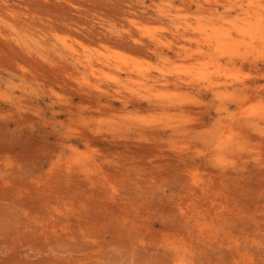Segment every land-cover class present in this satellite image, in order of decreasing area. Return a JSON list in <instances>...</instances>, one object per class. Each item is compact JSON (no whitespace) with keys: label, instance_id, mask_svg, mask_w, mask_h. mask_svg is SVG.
<instances>
[{"label":"rangeland","instance_id":"374dc122","mask_svg":"<svg viewBox=\"0 0 264 264\" xmlns=\"http://www.w3.org/2000/svg\"><path fill=\"white\" fill-rule=\"evenodd\" d=\"M253 13L264 0H0V264L71 238L83 264H264V32L246 47L241 31ZM204 70L212 83L182 80ZM47 228L66 240L44 248L30 232Z\"/></svg>","mask_w":264,"mask_h":264},{"label":"bare ground","instance_id":"6f19581e","mask_svg":"<svg viewBox=\"0 0 264 264\" xmlns=\"http://www.w3.org/2000/svg\"><path fill=\"white\" fill-rule=\"evenodd\" d=\"M25 3V2H24ZM249 27L248 28H246V29H242L241 31H244V33L245 34H247L248 36H249V42H246L245 43V46L246 47H249V45H253V39L255 40V39H258L259 40V36H257V37H255L256 35H258V34H260L261 32H264V17H263V15H260V14H258V13H253V16H252V19L249 21V25H248ZM200 33H202L203 35H204V37L202 38V39H205L207 42H208V40L209 41H212L213 40V38H214V44H215V46H217L218 45V47H219V49H230V51L232 52V53H234V54H238V53H240V49H241V47H240V44H239V42H236L234 39H232V38H229V39H227L229 36L227 35V32H225V31H221L220 33H216V34H213V37H209L210 36V33L209 32H207V29L206 28H201L200 29ZM130 36V35H129ZM128 37V36H127ZM207 37V38H206ZM130 38V37H129ZM224 39H227V40H230V42L229 41H225ZM119 40H121V39H119ZM129 40V39H128ZM133 41V40H132ZM118 42V41H117ZM139 41L138 40H134L133 42H127V44L125 43V45H127L128 46V48L130 47V48H133V49H139V50H143L144 48H143V45L142 46H138V43ZM232 42V43H231ZM236 44H237V47H239L240 49L238 50V48L237 49H232L231 50V48H233V47H235L236 46ZM256 44V43H255ZM148 47V46H147ZM254 47V46H253ZM241 55H243L242 53H241ZM84 58V60H83V64L85 65H88V67L90 68V69H92L93 67H92V62L90 61V59H88L86 56L85 57H83ZM117 65L119 66L120 65V62H118L117 63ZM122 69H125V68H122ZM129 69V71L130 72H134V71H136V75H138V76H140L141 78H144L146 81H149L148 80V77H150V73L149 72H147L146 70H144V69H141V68H138V69H132V68H128ZM127 70V69H126ZM125 70V71H126ZM205 71V73L203 74V75H201L204 79L203 80H201L200 78H198V77H194V76H191L192 75V73L191 74H188V78H182L181 76V78H182V80H184V79H188V80H192V81H196V82H199V83H205V82H209V83H212V81H213V79H215L216 78V76H215V74H212L213 72L212 71H208V70H204ZM129 73V72H128ZM198 72H196V74H197ZM203 73V72H202ZM132 76V75H131ZM194 77V78H191V77ZM198 76H200V75H198ZM200 76V77H201ZM88 83H89V81H88ZM90 85H92V86H94L96 89H99L100 88V86L98 85V84H96V83H91ZM213 84H211L210 86L211 87H213L212 86ZM209 86V87H210ZM113 96H117V97H119L120 98V96H118V94H116V93H114L113 94ZM132 96H129V98H131ZM128 98V97H127ZM132 98H135V97H132ZM152 98L153 97H150V99L149 100H152ZM139 99H141V98H139ZM112 101H113V99H111ZM118 100V99H117ZM131 100V99H130ZM136 100V99H135ZM138 100V99H137ZM141 101V100H140ZM108 102V101H107ZM132 102H134V100L132 101ZM111 103H113V102H111ZM138 103V105L139 106H141V102H137ZM107 104V103H106ZM111 106H112V104H110ZM127 105H124V107H126ZM106 108V107H105ZM106 110H109V108L107 109L106 108ZM92 133H94V132H92ZM81 134H83V133H81ZM80 137V139L81 140H84V141H86V143L87 144H89V143H91V142H94V141H99L100 140V138L98 137V136H93V134H87V133H85L83 136H79ZM68 179V178H67ZM202 188H204L203 186H202ZM204 190V189H203ZM193 193L194 194H196L197 193V191H196V193H195V191H193ZM195 198V197H194ZM122 205V204H121ZM120 205V206H121ZM117 206V205H116ZM121 209H122V206H121ZM200 218L198 217L197 218V220H199ZM67 221V220H66ZM189 221V220H188ZM188 221H186L185 222V224H187L188 223ZM201 224V228L203 229V230H205V229H207V228H205L204 227V225H205V223L203 222V220L201 221H198V224ZM77 225H78V223H77ZM82 225V224H81ZM54 226H56L55 224H50L49 225V227H54ZM60 229L62 230L61 232H63V230L65 231V229H67L68 227H69V225L66 223V224H63V223H60ZM46 228V227H45ZM48 229V231H46V230H42V229H40V230H32L30 233H31V236H33V237H35L36 239H40V240H42V243L44 244V248L46 247V249L48 248V245L49 246H51V242H53V240L55 239L56 241H58V240H62V238L64 239V237L67 235V233H65V234H61V232H59V233H57V230L56 229H53V231H49L50 229L49 228H47ZM78 229V228H77ZM80 229H81V227H80ZM79 229V230H80ZM78 230V231H79ZM120 230V229H119ZM116 231H118V230H116ZM72 232V231H71ZM74 232V231H73ZM73 232H72V234H73ZM77 232V231H76ZM27 233H29V232H27ZM59 234V235H58ZM121 234V233H120ZM129 234V233H128ZM82 235V234H81ZM131 235V234H130ZM87 236V235H86ZM124 236V235H123ZM68 238L67 239H69L70 237H72L71 235L69 236H67ZM50 239V240H49ZM58 239V240H57ZM72 239V238H71ZM71 239H69V240H66V237H65V239L64 240H66V241H69L70 242V244L68 245V247H66L67 249H65V247L64 248H58V249H56L54 246H62V243H60V244H54V242H53V248H54V251H53V249H49L48 250V253L49 254H47V255H43L42 257H40L39 256V259L38 260H35V261H31V262H28V261H23V262H21V264H70L71 262H73V263H75V264H83V262L86 260V258H88L89 257V254H87V253H84V254H81V255H79V252L83 249V248H85L86 247V245H84L83 243H82V247H83V245L85 246V247H81L80 249L79 248H77V242H80L81 240L80 239H77V241H74V239H76V238H74L73 239V241L71 240ZM82 239V238H81ZM126 239V238H125ZM44 241H46V243L44 242ZM87 241V240H86ZM94 241V240H93ZM127 241V240H126ZM130 241V240H129ZM125 242V241H124ZM56 243V242H55ZM64 243V242H63ZM126 243V242H125ZM81 244V243H80ZM90 244V243H89ZM65 246H67V245H65ZM79 247H80V245H78ZM88 246V245H87ZM91 246V245H90ZM9 248H10V246H9ZM12 248V247H11ZM43 248V249H44ZM68 248H69V250H68ZM16 249V248H15ZM86 249H88V248H86ZM90 249H92V248H90ZM93 249H95V248H93ZM160 249V248H159ZM55 250H58V253L55 251ZM98 250V249H97ZM135 250V249H134ZM10 251H12V250H10ZM9 251V253L10 254H14V255H10V254H7V256L8 255H10V260H12V261H14V262H12L11 264H18V262H17V260L15 259V257H16V255H15V252L17 253V250L16 251H14L13 250V252L11 253ZM50 251V252H49ZM67 251H69V252H67ZM89 251V249L87 250V252ZM131 251H132V249H131ZM166 251V250H165ZM65 252H67L66 253V256L65 257H63L62 256V254L61 253H65ZM72 252H77L78 253V255L76 256V255H74ZM133 252V251H132ZM167 252V256H165V259H166V261L167 260H173V254H172V252L170 251V250H167L166 251ZM230 252V251H229ZM228 252V253H229ZM46 253H47V251H46ZM80 253H82V252H80ZM45 254V253H44ZM51 254V255H50ZM157 254V253H156ZM50 255V256H49ZM135 255V254H134ZM151 255V254H150ZM152 255H154V254H152ZM6 256V255H5ZM13 256H14V258H13ZM160 256H162V255H160ZM133 257V256H132ZM4 258V257H3ZM157 258H161V257H158V255H157ZM135 259V258H134ZM6 260V259H5ZM9 260V261H10ZM5 264V263H4ZM7 264H9L8 263V261H7Z\"/></svg>","mask_w":264,"mask_h":264}]
</instances>
